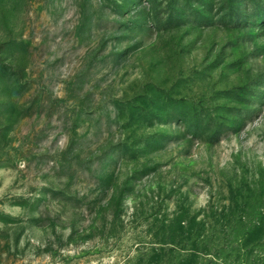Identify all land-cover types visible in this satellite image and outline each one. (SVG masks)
<instances>
[{"label": "rangeland", "instance_id": "rangeland-1", "mask_svg": "<svg viewBox=\"0 0 264 264\" xmlns=\"http://www.w3.org/2000/svg\"><path fill=\"white\" fill-rule=\"evenodd\" d=\"M264 0H0V264H264Z\"/></svg>", "mask_w": 264, "mask_h": 264}, {"label": "trees", "instance_id": "trees-1", "mask_svg": "<svg viewBox=\"0 0 264 264\" xmlns=\"http://www.w3.org/2000/svg\"><path fill=\"white\" fill-rule=\"evenodd\" d=\"M261 222L264 220V216L260 219ZM253 234H261L262 232H264V228L262 225H254L253 226ZM226 264V263H223Z\"/></svg>", "mask_w": 264, "mask_h": 264}]
</instances>
